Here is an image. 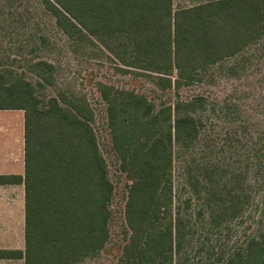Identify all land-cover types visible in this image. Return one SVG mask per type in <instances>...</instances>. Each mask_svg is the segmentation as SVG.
Masks as SVG:
<instances>
[{"label":"trees","instance_id":"trees-1","mask_svg":"<svg viewBox=\"0 0 264 264\" xmlns=\"http://www.w3.org/2000/svg\"><path fill=\"white\" fill-rule=\"evenodd\" d=\"M40 1L68 38L118 41L127 66L157 74L162 89L198 80L264 38V0H206L176 10L172 0ZM34 65L43 73L52 68L44 60ZM38 91L24 72H0V110L23 111L24 152L22 174H0V184H23L24 248L0 249V259L73 264L107 243L113 184L89 106L56 96L43 100ZM103 98L112 147L130 181L124 206L129 237L120 264H173L183 236V217H167L174 148L189 149L198 138L195 106L202 98L158 108L132 90L104 91ZM215 173L205 171L191 188L202 210L213 219L226 216L227 225L243 211L248 192L237 175L226 172L225 182ZM260 204V234L221 264H264V193Z\"/></svg>","mask_w":264,"mask_h":264},{"label":"rangeland","instance_id":"rangeland-1","mask_svg":"<svg viewBox=\"0 0 264 264\" xmlns=\"http://www.w3.org/2000/svg\"><path fill=\"white\" fill-rule=\"evenodd\" d=\"M206 0H172L173 9ZM52 65L43 73L35 62ZM128 54L114 39L88 36L68 38L40 0H0V72H24L40 97L51 96L80 101L92 110V126L100 152L113 184L109 205V239L104 248L73 264H120L122 248L128 242L129 228L124 215L127 180L112 147L107 126L104 91L132 90L144 95L156 108L178 100L202 98L195 115L201 121L200 133L189 149L175 146L167 217L182 216L183 236L173 250V264H221L233 250L242 248L263 226L261 197L264 193V38L243 53L223 60L201 73L198 80L179 88L162 89L157 74L127 66ZM176 71L172 73V78ZM65 100V101H64ZM20 111H0V150L23 154ZM15 121L13 136L5 137L9 122ZM2 167V165H0ZM23 168V167H21ZM263 168L262 172H258ZM215 169V178L226 172L237 175L247 192L243 211L227 222L226 216H213L192 190V182ZM261 174V175H260ZM202 178V177H201ZM20 186H0V248L24 247V198ZM186 200L189 205H186ZM0 264L22 262L0 261Z\"/></svg>","mask_w":264,"mask_h":264},{"label":"crops","instance_id":"crops-1","mask_svg":"<svg viewBox=\"0 0 264 264\" xmlns=\"http://www.w3.org/2000/svg\"><path fill=\"white\" fill-rule=\"evenodd\" d=\"M1 111V110H0ZM11 111H20L22 114L19 116L20 118V128L23 129V111L22 110H11ZM15 121H11L6 125L9 128L8 134L5 137H10L13 136V129L15 126ZM2 124L0 123V127ZM1 131V130H0ZM1 133V132H0ZM21 157V164L16 165V155L12 150L8 149H2L0 150V174H22L24 171V152L23 154L20 155ZM23 167V168H21ZM0 186H9V187H16L20 186L21 188V196L24 198V188L23 184H0ZM24 232V231H23ZM24 248V247H23ZM19 248V249H23ZM0 249H17V248H0ZM21 261L23 263V259H0V261H7V262H16V261Z\"/></svg>","mask_w":264,"mask_h":264}]
</instances>
